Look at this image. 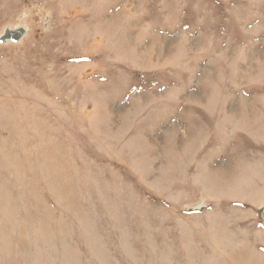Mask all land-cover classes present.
Masks as SVG:
<instances>
[{
  "label": "rangeland",
  "instance_id": "374dc122",
  "mask_svg": "<svg viewBox=\"0 0 264 264\" xmlns=\"http://www.w3.org/2000/svg\"><path fill=\"white\" fill-rule=\"evenodd\" d=\"M0 264H264V0H0Z\"/></svg>",
  "mask_w": 264,
  "mask_h": 264
},
{
  "label": "water",
  "instance_id": "95a60500",
  "mask_svg": "<svg viewBox=\"0 0 264 264\" xmlns=\"http://www.w3.org/2000/svg\"><path fill=\"white\" fill-rule=\"evenodd\" d=\"M24 34H25V29L22 27L16 30L6 29L5 32L0 36V41L18 42Z\"/></svg>",
  "mask_w": 264,
  "mask_h": 264
}]
</instances>
